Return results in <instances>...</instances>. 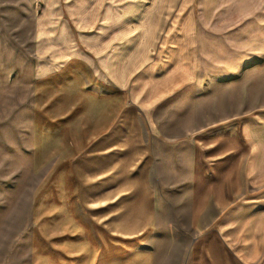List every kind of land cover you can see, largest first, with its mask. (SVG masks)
<instances>
[{
    "label": "rangeland",
    "instance_id": "obj_1",
    "mask_svg": "<svg viewBox=\"0 0 264 264\" xmlns=\"http://www.w3.org/2000/svg\"><path fill=\"white\" fill-rule=\"evenodd\" d=\"M149 1L168 16L169 31L178 32L179 17L192 16L193 22L196 15L191 52L207 87L201 103L187 98V124L194 106L215 115L218 127L233 120L238 161L244 142L237 123L244 114L264 111V0ZM40 6V0H0V264H57L51 206L55 213L56 193L72 190L68 163L81 154V144H71V130L81 120L73 127L65 115L87 95L81 87L86 81L81 63L67 61L64 38L40 39L39 25L50 10ZM166 55L163 48L153 51L157 59ZM74 70L77 88L71 85ZM177 112L175 104L173 120ZM178 148L170 144L163 151L153 177L159 198L151 231L156 264H264V186L244 194L241 168H234L232 179L223 167L209 168L223 144L212 155L202 151L196 168L191 151L183 159ZM230 184L232 196L226 193Z\"/></svg>",
    "mask_w": 264,
    "mask_h": 264
},
{
    "label": "crops",
    "instance_id": "obj_2",
    "mask_svg": "<svg viewBox=\"0 0 264 264\" xmlns=\"http://www.w3.org/2000/svg\"><path fill=\"white\" fill-rule=\"evenodd\" d=\"M40 2L41 8H50L39 25L40 39H65L67 61L81 63L86 81L81 87L87 92L75 103L81 107L73 104L65 115L67 125L75 121L73 127L81 120V127L71 130V144H81V154L68 163L72 190L56 193L55 213L51 206L53 262L157 263L151 242L159 213L153 177L170 144L181 149L183 159L190 150L194 168L202 151L212 155L223 144V154L209 160V168L227 169L230 179L234 168H241L244 194L264 186V111L244 114L237 123L244 142L238 161L233 158V120L218 127L215 115L194 106L187 124V98L201 103L207 87L202 65L191 52L192 47L196 51V15L193 22L192 16L179 17L176 32L169 31L168 16L155 11L149 0ZM155 48L167 55L155 58ZM74 73L71 85L77 88L79 71ZM175 104L173 120L169 112ZM230 185L226 193L232 196Z\"/></svg>",
    "mask_w": 264,
    "mask_h": 264
}]
</instances>
